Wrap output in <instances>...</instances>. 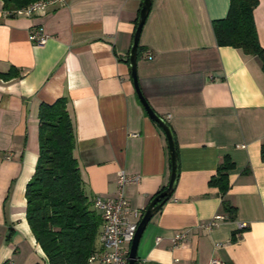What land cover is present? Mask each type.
I'll list each match as a JSON object with an SVG mask.
<instances>
[{
  "label": "crops",
  "instance_id": "obj_1",
  "mask_svg": "<svg viewBox=\"0 0 264 264\" xmlns=\"http://www.w3.org/2000/svg\"><path fill=\"white\" fill-rule=\"evenodd\" d=\"M142 1L66 0L42 14L7 16L0 0V73L19 74L0 76V264H48L25 218L41 103L66 98L73 155L90 199L114 198L119 171L138 174L139 182L124 189L129 209L138 211L127 217L138 223L166 187L167 140L141 105L129 71ZM228 6L229 0H151L136 76L172 130L177 176L140 236L136 264H264V72L256 56L216 44L212 21L224 18ZM253 17L264 46V0ZM36 28L48 36L43 45L29 39ZM224 156L234 168L221 195L208 182ZM223 200L235 207L233 217ZM180 232L185 237L175 244Z\"/></svg>",
  "mask_w": 264,
  "mask_h": 264
},
{
  "label": "trees",
  "instance_id": "obj_2",
  "mask_svg": "<svg viewBox=\"0 0 264 264\" xmlns=\"http://www.w3.org/2000/svg\"><path fill=\"white\" fill-rule=\"evenodd\" d=\"M1 1L4 10L13 11L37 0ZM257 4L258 0H229L225 17L213 20L212 29L217 45L256 56L264 72V46L258 42L253 17ZM141 50L138 45L137 55ZM0 76L11 79L19 74L10 68ZM37 118L38 156L25 186L26 221L48 264H87L88 257L96 251L95 240L102 220L100 212L93 207L95 197L90 199L83 190L80 169L73 155L75 136L66 98L41 103ZM173 140L177 149L174 136ZM260 154L264 161V144L260 146ZM232 168L233 162L224 156L208 182L221 195L229 188L228 171ZM165 188L155 193L150 202ZM163 199L161 196L157 203ZM222 208L233 217L234 206L223 200Z\"/></svg>",
  "mask_w": 264,
  "mask_h": 264
},
{
  "label": "built area",
  "instance_id": "obj_3",
  "mask_svg": "<svg viewBox=\"0 0 264 264\" xmlns=\"http://www.w3.org/2000/svg\"><path fill=\"white\" fill-rule=\"evenodd\" d=\"M65 1L37 0L23 8L5 11V15L32 16L42 14L48 5L63 4ZM47 37V34L40 28H36L29 35L30 41L35 45H43ZM139 180L140 176L138 174H127L124 171H119L117 174L116 196L107 199L100 196L94 198L93 207L100 212L102 220L100 234L101 249L96 250L88 257L87 264L92 262H98L99 264H127L129 246L137 227V223L130 221L127 214L131 212L134 215H138V211L129 209L124 189L127 184L138 183ZM217 217L212 219L206 225V228L211 229L216 224ZM245 226L246 223L239 222L240 228H244ZM184 237V232L176 233L174 235V243L177 244ZM208 264H224V262L218 259H212Z\"/></svg>",
  "mask_w": 264,
  "mask_h": 264
},
{
  "label": "water",
  "instance_id": "obj_4",
  "mask_svg": "<svg viewBox=\"0 0 264 264\" xmlns=\"http://www.w3.org/2000/svg\"><path fill=\"white\" fill-rule=\"evenodd\" d=\"M151 5V0H143L142 5L140 8L139 16L137 19V23L135 26V30L133 33L132 37V42H131V47L129 50V71H130V76L137 94V97L145 109L147 115L155 121L163 130L166 140H167V145L169 149V156H170V162H171V171H170V176L168 183L166 185L165 190L157 197H155L145 208L139 222L137 223L136 231L134 233L133 239L130 243L129 250H128V255H127V264H135L136 262V251H137V245L138 241L140 239V236L146 227L147 223L149 222L150 218L153 216V214L156 212V210L162 205V203L167 200L173 191V187L175 184L176 176H177V154H176V148L174 145V140H173V135L171 132L170 127L168 124L165 122V120L160 117L156 112H154L147 101L145 100L144 96L142 95L140 88L138 86V81H137V76H136V61H137V47L139 43V37L140 33L142 30V26L146 20V17L148 15L149 9ZM164 197V199L157 203V200L160 197Z\"/></svg>",
  "mask_w": 264,
  "mask_h": 264
}]
</instances>
